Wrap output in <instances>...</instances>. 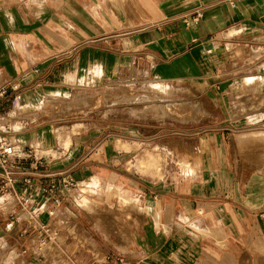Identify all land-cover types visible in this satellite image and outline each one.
Returning <instances> with one entry per match:
<instances>
[{"label":"crops","instance_id":"crops-1","mask_svg":"<svg viewBox=\"0 0 264 264\" xmlns=\"http://www.w3.org/2000/svg\"><path fill=\"white\" fill-rule=\"evenodd\" d=\"M9 84L21 87V122L17 130L0 129V137L11 139L24 155L43 157V174L68 171L81 185L93 184L100 198L107 193L102 188L106 185L137 196L139 201L111 194L123 202L126 197L133 209L129 212L146 213L151 220L135 244L112 237L101 238L105 245L93 242L105 262L264 264V164L244 163L239 170L248 173L237 177L203 173L170 184L151 182L123 168L138 145L118 140L119 149L115 147L111 135L95 124L102 106L78 104L51 109L56 117L42 114L49 102L74 104L84 95L100 97L132 85L174 95L146 101L139 110L144 116L154 113L147 107L159 114L168 104L179 111L184 107L179 113L183 117L145 116L148 121L192 127L219 118L222 124L264 128V0H0V88ZM141 88L120 91L127 95L113 98L110 106H127L121 113L136 114L130 106L145 102L138 94L147 99ZM128 95L137 102H124ZM11 105L0 103V121L11 116ZM70 108L78 110L67 114ZM75 115L84 117L56 124ZM73 128L59 139L62 145L61 138L70 136L71 145H56L55 130ZM258 137L264 139V131ZM255 143L264 144L246 134L237 137L239 147ZM149 153L140 152L141 165ZM152 161L155 165L157 157ZM198 167L185 163L191 171ZM49 182L35 177V191ZM66 193L63 205L49 203L43 215L53 226L58 213L77 222ZM19 211L12 201L0 208V264H47L38 258L37 235L29 225L12 222ZM117 223L118 233L124 234L129 222L119 218ZM64 230L68 234L70 229Z\"/></svg>","mask_w":264,"mask_h":264},{"label":"rangeland","instance_id":"rangeland-1","mask_svg":"<svg viewBox=\"0 0 264 264\" xmlns=\"http://www.w3.org/2000/svg\"><path fill=\"white\" fill-rule=\"evenodd\" d=\"M134 86L121 87L117 90H109L102 93L100 97L94 96H81L79 101L72 103H54L49 102L44 104L43 115H48L56 117V113L53 111L62 110L63 106L67 107H77L78 104H90L96 105L97 108L102 106L100 111L96 112L98 119L95 121L96 126L100 128L105 135H111V142L116 147V142L127 141L130 143H136L137 148H134L132 154L128 155L126 170L133 173H138L139 176L143 175L149 181L163 180L168 182V184L173 182H178L184 180L187 177H193L197 175H203V173L214 174L216 176L224 177L226 175L239 176L240 173H245L246 170H239L240 166L244 163H262L264 164V144L255 143L249 144L247 146L239 147L237 145V137L242 135H247L250 140H256L258 142L264 143V139L259 136V132H263L264 128L259 127H241L238 124L228 125L222 124L219 118L213 119L211 122H205L202 124L194 126H181L178 123L171 121H161L152 122L148 121L145 116L140 113V109L148 105L149 99L154 100H169L167 98L173 97V93L166 91V94H162V99H153L156 96L152 93L149 95V91H153V88H141L134 87L137 90L139 88L140 92L147 95V99L142 98V94H138L141 101H145L144 104H138L133 107L138 110L136 114H133V110H129L132 113H121L127 106L111 107L110 102L113 98L122 94L120 91L133 92ZM159 90V89H154ZM162 90V89H160ZM164 95V96H163ZM155 96V97H154ZM134 97L128 95L124 102H137L133 101ZM20 104V103H18ZM103 104V105H102ZM81 105V106H83ZM169 105V104H168ZM163 107L161 113L159 114L156 108L147 107L146 110H152L154 113L149 115L151 118L166 119L175 118V114L170 112V109H175L177 113H182L174 105ZM91 107V109L93 108ZM152 106H157L152 104ZM160 105L158 107H162ZM166 106V105H165ZM13 106L7 110L13 111ZM84 110H81L85 112ZM186 109V108H185ZM75 108L65 109L67 111H77ZM136 110V111H137ZM118 112V113H117ZM145 112V111H144ZM148 113V112H147ZM68 114V113H67ZM177 117H183L177 115ZM84 117V115H75L73 117H67L63 122H57V125H62L63 123L69 122L75 123L76 119ZM93 117V114L90 115ZM162 117V118H161ZM88 118V117H87ZM21 122V121H19ZM89 122L94 123L93 119ZM15 123V121H14ZM10 126V125H9ZM97 128V127H96ZM3 129V128H2ZM16 128L15 130H17ZM5 131H12L9 127L3 129ZM72 130L67 129H57L55 130V143L59 147L63 145L68 148L71 145V138L69 139L61 138L66 132H72ZM121 130H126L125 132H120ZM79 132V129H78ZM77 132V133H78ZM75 133V134H77ZM63 146V147H64ZM117 148V147H116ZM64 149V148H63ZM119 149V148H117ZM144 149L150 151L146 154L145 163L141 165L142 152ZM66 150V149H64ZM122 150V149H121ZM51 154L54 157H58V153L54 154L56 150L50 149ZM125 151V150H124ZM127 152V151H126ZM157 157V161H152L153 158ZM191 162L193 166L198 165L199 169L191 171L185 168V163ZM129 163V165H128ZM211 168L212 170H201V168ZM89 184V183H87ZM78 185L71 190L68 195L69 199V209L75 214L76 221L73 222L67 218L60 216L59 213L56 215L55 229L59 230L56 245L53 246L52 254L44 258V263L47 264H112L111 260L105 262L103 256H98L93 250V242L105 245V242L101 238H114V240H121L125 242L127 246L135 244L136 237L140 236L141 231L144 226L148 223L149 218L146 213H135L132 211L131 205L127 207L125 202H128L126 197H123L121 201V196L112 197L111 194L121 193L123 195L138 199L137 196H131L125 192L122 188L115 186H102L104 188L105 195L103 198L94 191V185ZM90 186V189L87 187ZM104 192V191H103ZM110 193V194H109ZM97 196H94L96 195ZM86 197V198H85ZM83 202L81 203V201ZM95 200V202L93 201ZM140 205H142L139 202ZM63 205V204H62ZM135 211H141L139 206H134ZM124 217V218H123ZM119 218L125 219L129 222L128 227L125 229L124 234L118 233V223ZM153 222V220H152ZM121 227L124 224L119 223ZM150 225V224H149ZM68 227L69 233H65L64 228ZM159 228V227H158ZM125 239L133 240L134 243L125 241ZM118 240V241H119ZM110 241V240H109ZM83 246V248H82ZM97 260V261H96Z\"/></svg>","mask_w":264,"mask_h":264},{"label":"built area","instance_id":"built-area-1","mask_svg":"<svg viewBox=\"0 0 264 264\" xmlns=\"http://www.w3.org/2000/svg\"><path fill=\"white\" fill-rule=\"evenodd\" d=\"M22 99L21 87L18 84H9L0 88V103L11 102L14 106ZM32 160L30 166L25 162ZM43 157H37L28 152L24 155L6 136L0 137V208L6 207L9 201L19 208V214L12 216V222L27 223L30 231L37 235V253L43 261L46 253L56 244L59 230H56L51 221L43 219L49 203L59 207L62 205L64 192H70L78 182L64 170L41 172L45 166ZM35 177H43L50 182L39 186L35 191ZM36 192V193H35ZM49 216L54 217V212ZM28 233V232H26Z\"/></svg>","mask_w":264,"mask_h":264},{"label":"bare ground","instance_id":"bare-ground-1","mask_svg":"<svg viewBox=\"0 0 264 264\" xmlns=\"http://www.w3.org/2000/svg\"><path fill=\"white\" fill-rule=\"evenodd\" d=\"M152 93L156 96V98H161V95L162 94H159V93H164V94H166V91L165 90H154L153 89V91H149V95L151 94L152 95ZM167 95V94H166ZM154 96V97H155ZM20 108H21V104H16L15 106H14V108H13V111H12V113H11V116L9 117V118H4V119H2L1 121H0V129H5V128H7V124L8 125H10V127H11V129L12 130H14V129H16V128H18V125L20 124V122L18 121V120H21V118H20ZM170 112L172 113V114H177V115H180L179 113H177L176 112V110L175 109H170ZM148 114V113H147ZM153 113H149L148 115H145V116H149V115H152ZM16 117V120H13V118H15ZM14 121H15V123H14ZM80 184V183H79ZM88 189H90V186H88L87 187ZM93 189H96L95 187L93 188ZM83 202V200L81 201V203Z\"/></svg>","mask_w":264,"mask_h":264}]
</instances>
